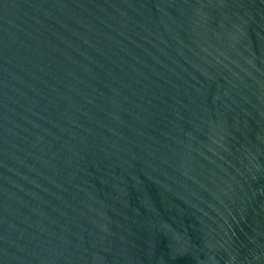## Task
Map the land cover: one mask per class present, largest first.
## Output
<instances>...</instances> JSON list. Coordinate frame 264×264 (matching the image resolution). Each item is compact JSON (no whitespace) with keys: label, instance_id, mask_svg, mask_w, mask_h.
Returning <instances> with one entry per match:
<instances>
[{"label":"water","instance_id":"1","mask_svg":"<svg viewBox=\"0 0 264 264\" xmlns=\"http://www.w3.org/2000/svg\"><path fill=\"white\" fill-rule=\"evenodd\" d=\"M0 264H264V0H0Z\"/></svg>","mask_w":264,"mask_h":264}]
</instances>
